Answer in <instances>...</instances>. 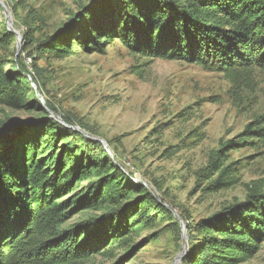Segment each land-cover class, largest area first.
<instances>
[{"label":"rangeland","instance_id":"rangeland-1","mask_svg":"<svg viewBox=\"0 0 264 264\" xmlns=\"http://www.w3.org/2000/svg\"><path fill=\"white\" fill-rule=\"evenodd\" d=\"M102 1L0 0V66L5 75L16 72L13 80L21 93L18 108L0 105V135L25 147L33 139L18 127L33 130L52 121L75 132L55 127L57 151L70 140L72 162L88 167L104 154L121 172L120 182L130 193L118 200L95 198L101 176L98 169L84 168L61 199L71 211L61 231L84 229L90 222V233L93 222L107 225L119 216L133 229L120 242L95 240L96 253L82 264H192L188 257L199 254L207 238L219 237L203 229L202 221L238 210L254 184H264V139L244 134L264 114V77L256 74L254 86L237 90L222 73L183 61L145 59L117 41L102 53L72 44L63 58L39 49L84 8ZM230 141L235 147H229L226 165L237 182L214 189L206 177L208 159ZM43 152L45 159L50 149ZM85 195L89 199L83 201ZM258 248L239 264H264V241Z\"/></svg>","mask_w":264,"mask_h":264},{"label":"trees","instance_id":"trees-1","mask_svg":"<svg viewBox=\"0 0 264 264\" xmlns=\"http://www.w3.org/2000/svg\"><path fill=\"white\" fill-rule=\"evenodd\" d=\"M26 37L29 40L31 35ZM114 41L139 57L194 64L222 73L234 89L249 88L254 86L256 74L264 77V0H103L84 8L78 18L38 47L63 58L72 44L86 52L102 53ZM14 65L24 72L20 62ZM16 75L3 74L0 66V105L13 109L19 107L21 96L18 82L13 80ZM26 127L16 129L33 139L25 147L18 148L0 135V264H82L96 253L95 240L122 241L133 230L128 229L125 216L113 218L107 225L93 222L90 233V222L84 229L60 230L71 216L66 211L69 202L61 199L72 191L79 168L86 172L98 169L102 188L94 197L100 200L115 201L130 193L120 182L121 172L108 165L104 154L92 159L88 167L80 160L72 162L70 140L57 151L59 130L55 127L75 135L59 124L50 121L33 130ZM263 127L264 114L244 134L263 140ZM81 137L101 149L100 143ZM234 145L227 142L208 159L206 177L214 189L237 182L226 165L228 149ZM45 148L50 154L42 159ZM254 185L248 202L237 213L232 207L202 221L203 229L219 237L207 238L205 248L190 255L188 261L239 264L258 252V244L264 241V184ZM140 189L149 197L145 187ZM88 199L87 195L82 198Z\"/></svg>","mask_w":264,"mask_h":264},{"label":"built area","instance_id":"built-area-1","mask_svg":"<svg viewBox=\"0 0 264 264\" xmlns=\"http://www.w3.org/2000/svg\"><path fill=\"white\" fill-rule=\"evenodd\" d=\"M28 61L30 62V60L28 59Z\"/></svg>","mask_w":264,"mask_h":264}]
</instances>
